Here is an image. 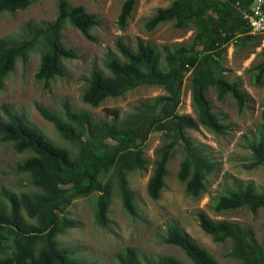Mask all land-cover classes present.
I'll list each match as a JSON object with an SVG mask.
<instances>
[{"label": "trees", "instance_id": "obj_1", "mask_svg": "<svg viewBox=\"0 0 264 264\" xmlns=\"http://www.w3.org/2000/svg\"><path fill=\"white\" fill-rule=\"evenodd\" d=\"M38 0H0V13L23 11ZM171 0L157 7L144 26L151 30L169 21L175 29L192 30L190 42H174L157 49L149 41L137 38L132 48L118 37L115 50L105 55L103 67L93 64L82 77L79 94L82 103L97 106L107 98L124 95L139 86L161 88L164 94L137 100L128 112L96 121L87 110L77 109L67 100L60 110L41 104L35 109L51 123L67 143L56 145L44 133L30 124L24 115L1 104L0 142L10 143L16 153H27L14 166L25 174L32 189L14 191L0 184V264H95L76 255V249L63 244L59 237L78 227L68 208L79 198L96 195L93 220L102 228L107 223L110 191L103 178L112 173L124 211L133 219L139 217L130 187L129 174L144 171L150 164L145 192L158 199L165 188L168 163L175 152L181 155L176 178L184 185V193L196 199L205 189V181L214 163L205 145L195 143L187 129L200 127L217 136L225 135L229 124L221 121L206 90L215 91L216 100L229 94L238 112L245 106L247 95L238 78L227 80L221 74L225 45L235 38V47L256 35L249 32L241 9H248L253 0ZM239 3V7L236 5ZM136 0H122L117 24L124 27ZM56 14L49 21L26 22L20 38L0 36V88L4 79L19 62L27 63L31 51H39L34 78L47 86L50 80L65 74L63 59L76 58V52L66 46L61 37L64 24L78 30L93 41L91 29L100 23L97 14L68 0H55ZM210 7L216 21L207 22L205 9ZM264 8V0H262ZM192 54V59H189ZM261 60L249 70L252 82L260 84L264 76V45ZM189 72L190 104L195 113H179L181 83ZM152 131H160V143L153 160L144 153V144ZM111 140L112 143H108ZM250 150L248 169L264 165V124L246 142ZM214 213L246 209L251 213L264 210V187L257 189L251 180L234 181L232 188L209 198ZM200 229L215 242H227L231 256L238 264H264V249L257 242L252 227L228 219H211L202 210L197 212ZM165 244L179 248L190 264H217L215 258L186 231L168 221ZM116 264H184L172 255L148 256L133 247H126L115 256Z\"/></svg>", "mask_w": 264, "mask_h": 264}, {"label": "rangeland", "instance_id": "obj_2", "mask_svg": "<svg viewBox=\"0 0 264 264\" xmlns=\"http://www.w3.org/2000/svg\"><path fill=\"white\" fill-rule=\"evenodd\" d=\"M68 1L72 5H82L89 13L98 15L100 23L90 32L94 40H86L78 30L67 23L64 24L61 39L77 55L76 58L62 60L64 76L55 77L47 86H44L42 81H37L33 75L38 65L39 51L33 49L27 63L22 65L18 62L4 79L0 88V106L8 104L12 110L24 115L30 124L39 128L56 145L72 150L71 144L62 139L52 124L39 115L35 105L41 104L52 110H60L61 101L67 99L75 108L87 110L98 122L111 117L113 108H117L119 116H122L137 100L161 95L164 92L161 88L153 86H139L128 90L122 96L107 98L97 106H90L79 99L82 77L87 74L90 66L97 64L103 67L105 55L108 51L115 50L118 37L132 48L139 37L161 49L162 45L174 42H190L192 30L175 29L169 21L162 22L151 30L145 28L144 22L154 10L167 6L171 0H136L124 27L117 24L122 0ZM218 1L220 0H212L214 4ZM205 2L206 0H202L201 4ZM258 2L261 0H253L252 4ZM261 8L264 10L262 6ZM55 14V0H38L23 11L0 13V36L20 38L26 22L49 21ZM204 15L207 22L216 21L215 13L208 6ZM235 41L234 38L225 45L221 74L227 80L235 78L240 80L241 89L247 95L244 108L238 112L235 101L229 94L221 100H216L215 91L209 87L206 90L207 99L213 111L223 123L229 124V128L223 136H217L203 127L198 130H186L187 135L195 143L205 145V152L214 163L211 173L206 178L204 191L196 199L184 193L183 183L176 178L181 155L175 152L168 163V174L164 179L165 188L158 199H151L145 192L150 164L144 171L129 174L130 187L139 212V217L133 219L124 211L114 175L109 173L103 178V184L107 185L110 191L105 227H98L93 220L95 194L74 200L68 208L69 215L77 219L79 225L66 231L59 239L63 244L74 247L76 255L95 264H116V254L126 247H133L148 256L172 255L184 264H190L179 248L162 241L167 222L173 221L203 246L215 258L217 264H238L231 256L226 255L229 250L227 242H215L200 229L197 223V212L200 210L211 219H228L250 225L257 242L264 249V210L251 213L241 208L214 213L209 207V198L221 193L225 188H232L234 181L251 180L257 189L264 187V165L251 169L246 167L251 155L246 142L264 124V76L260 84L256 85L252 82L253 72L249 70L261 60L260 52L264 45V37L256 35L255 39H246L237 47ZM189 56V59H192L193 55ZM180 92V102L176 110L195 116L190 104L189 72L182 80ZM160 134V131L150 132L144 144L145 156L150 161L153 160L154 150L160 143ZM107 141L112 143L111 140ZM27 155L26 152L21 154L14 152L10 143L0 142V184L14 191L33 188L28 186L25 174H19L14 170L16 163Z\"/></svg>", "mask_w": 264, "mask_h": 264}, {"label": "built area", "instance_id": "obj_3", "mask_svg": "<svg viewBox=\"0 0 264 264\" xmlns=\"http://www.w3.org/2000/svg\"><path fill=\"white\" fill-rule=\"evenodd\" d=\"M236 5L239 7L238 2H236ZM261 6L262 0L257 4L251 3L248 9L242 10V14L248 24L249 32L264 37V10Z\"/></svg>", "mask_w": 264, "mask_h": 264}]
</instances>
